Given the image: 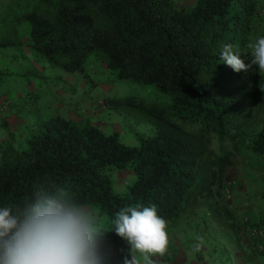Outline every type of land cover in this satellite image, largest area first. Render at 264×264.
I'll use <instances>...</instances> for the list:
<instances>
[{"label":"trees","instance_id":"obj_1","mask_svg":"<svg viewBox=\"0 0 264 264\" xmlns=\"http://www.w3.org/2000/svg\"><path fill=\"white\" fill-rule=\"evenodd\" d=\"M256 6L257 0H195L181 9L171 0H11L3 5L0 47L27 45L50 66L82 73L92 86L102 83L86 70L94 59L111 73L104 82L138 83L168 100L146 104L131 94L103 98L127 121L133 109L145 114L138 122L152 132L137 134L136 145L123 142L118 131L106 133L89 120L78 123L58 113L37 114L19 144L9 130L0 145V207L23 205L44 185L63 188L90 207L98 226L108 230L102 240H123L111 229L115 213L137 206L155 205L166 221L204 209L234 230V216L220 201L222 188L233 149L241 143L260 159L264 173V77L255 66L236 73L220 55L231 44L250 60L246 45ZM256 119L261 126L250 127L244 141L245 128ZM111 167L132 172L124 190L114 189Z\"/></svg>","mask_w":264,"mask_h":264},{"label":"clouds","instance_id":"obj_2","mask_svg":"<svg viewBox=\"0 0 264 264\" xmlns=\"http://www.w3.org/2000/svg\"><path fill=\"white\" fill-rule=\"evenodd\" d=\"M246 46L251 50L248 62L231 44L223 46L220 59L236 73L255 66L264 77V36ZM111 229L130 246L131 258L125 256L123 264H141L137 254L143 264H157L154 257L168 250L167 221L155 205L120 209ZM106 231L68 191L40 185L23 205L0 207V264H107L102 243ZM200 247L196 243L193 252Z\"/></svg>","mask_w":264,"mask_h":264},{"label":"rangeland","instance_id":"obj_3","mask_svg":"<svg viewBox=\"0 0 264 264\" xmlns=\"http://www.w3.org/2000/svg\"><path fill=\"white\" fill-rule=\"evenodd\" d=\"M9 1L11 0H0V8ZM35 1L36 0H30L32 3H35ZM171 1L174 6L181 9L189 8L195 0ZM26 33L27 27L24 26V28L22 27L24 39L27 38ZM86 70L92 79L102 83L92 86L89 79L80 72L67 73L56 67L50 66L40 53L32 50L27 45L19 47H0V145L3 140L7 138L9 130L14 132L18 144L20 141L22 142L28 126L32 125V119L26 116L29 115L28 113H32L30 114L32 117L38 114L34 109V103L39 109L42 105L48 106V110L44 114L41 112L40 115L49 117L48 114L54 109L55 103L58 107L66 106V104H73L74 108L76 107L75 103L83 102L82 95H84V97L86 96L87 99H93L96 110L108 109V106L103 105L102 100L104 97L113 94H131L136 98H142L147 102L146 104L149 102L161 104L168 100L167 96L157 89L144 87L138 83L104 82L111 76V73L100 61L93 59L87 64ZM40 74H44L46 77H49V79L42 81L37 78ZM27 75H31L30 81L28 80L29 82H26ZM93 88L94 92L90 95ZM35 93H39L38 96ZM31 104H33L32 110ZM133 110L134 111L129 115L130 124H127V128L124 129L121 125L115 123L106 130L103 128L104 131L106 133H111L117 131V128H119L120 131L118 132L122 141L130 145H136L138 143L137 134H150L152 131L148 124L138 122L145 120L143 116H140L145 114L138 109ZM2 123H5L7 126H2ZM260 126V121L258 119L254 120L249 127L245 128L246 135L244 133L241 134V137L243 134L245 135L243 140H248V134L252 132L250 127L258 129ZM244 147L245 146L241 143L240 148L233 149V164L228 168L226 177L233 179L232 177H235V175L241 176L240 170L250 166L252 173L255 175L254 177H257L254 181L255 186L264 188V173L261 168V161L256 156L248 154ZM108 171L116 191H120L124 188L126 182L131 179V172L129 170H118L115 167H111ZM235 188L236 186H234V189ZM262 194V197H264L263 191ZM230 196L231 195L223 196L220 201L223 202L224 198ZM86 207L93 212L90 207ZM239 221L240 220H235L234 223L237 229L234 228V230L238 231L239 239H244L246 242L248 240L249 242L250 238L246 237L244 229L241 231L242 228L239 227L241 224ZM224 226L227 230H232L228 226Z\"/></svg>","mask_w":264,"mask_h":264},{"label":"crops","instance_id":"obj_4","mask_svg":"<svg viewBox=\"0 0 264 264\" xmlns=\"http://www.w3.org/2000/svg\"><path fill=\"white\" fill-rule=\"evenodd\" d=\"M261 36H264V0H257L251 42H255ZM93 92L94 88L90 95ZM81 97L83 102L75 103L76 107L74 108L73 104L58 107L55 103L54 109L48 116L58 113L78 123L89 120L103 131L115 123L124 129L127 128V124H130L122 115L109 107L105 110H96L93 99H87L84 95ZM47 110L48 106L42 105L36 112L40 115L41 112L44 114ZM28 114L26 117L32 119L31 124L33 125L36 116L32 117L30 115L32 113ZM117 131H120L119 128ZM240 172L241 176L232 177L235 180L236 188L230 197L224 198L223 202L230 209L235 220L241 221L244 216H247L250 221L261 222L264 227V197H262L264 188L255 186L254 181L257 177H254L250 166L241 169ZM130 175L131 181L132 172ZM124 189L125 187L120 191ZM233 225L237 229L236 224ZM241 228L243 231L244 228ZM166 231L169 237L168 250L163 257H154L157 264H264V251L254 250L251 240L246 242L244 239H239L237 230L229 231L224 225L215 222L207 210L187 211L177 220H167ZM197 237H200L202 242L197 240ZM246 237L249 238L247 234ZM102 243L105 253L109 256L107 264H123L125 256L131 258L130 246L125 240L105 239L102 240ZM196 243H201V247L199 251L193 252L192 249ZM137 257L143 264L142 257L139 254Z\"/></svg>","mask_w":264,"mask_h":264},{"label":"built area","instance_id":"obj_5","mask_svg":"<svg viewBox=\"0 0 264 264\" xmlns=\"http://www.w3.org/2000/svg\"><path fill=\"white\" fill-rule=\"evenodd\" d=\"M234 186L235 180L228 178L223 185L222 194L224 196L231 195ZM241 222L252 242L253 249L258 252L264 251V227L260 223L250 221L247 216H244Z\"/></svg>","mask_w":264,"mask_h":264}]
</instances>
